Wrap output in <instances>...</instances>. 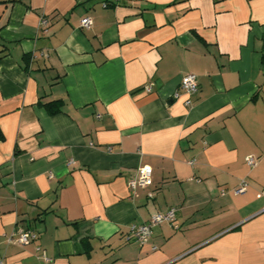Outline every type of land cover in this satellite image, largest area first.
<instances>
[{
	"label": "crops",
	"instance_id": "1",
	"mask_svg": "<svg viewBox=\"0 0 264 264\" xmlns=\"http://www.w3.org/2000/svg\"><path fill=\"white\" fill-rule=\"evenodd\" d=\"M263 48L264 0H0V264H264Z\"/></svg>",
	"mask_w": 264,
	"mask_h": 264
},
{
	"label": "built area",
	"instance_id": "2",
	"mask_svg": "<svg viewBox=\"0 0 264 264\" xmlns=\"http://www.w3.org/2000/svg\"><path fill=\"white\" fill-rule=\"evenodd\" d=\"M120 1V0H118ZM42 24H46V21H42ZM92 25V20L90 18H84L81 21V26L83 28H90ZM181 90L188 97L195 94L198 90L197 76L194 74H188L182 78ZM146 92L150 93L153 91L151 85L145 87ZM178 96V95H176ZM188 104L190 101L188 100ZM246 163L254 167L257 164V159L249 156L246 158ZM153 171L150 166H145L139 169L138 174L135 179L130 180L129 187L133 190L141 188L147 190L153 185ZM248 184L246 181H242L241 185L235 190L236 194H244L247 191ZM152 194H149L151 197ZM176 219V209L172 208L164 213H157L151 217L149 222L139 225L132 226L130 231V239L139 245H144L149 242L152 236V230L154 227L164 224V223H174ZM37 235L32 231H21L19 236L12 241L18 245L25 246L36 240Z\"/></svg>",
	"mask_w": 264,
	"mask_h": 264
},
{
	"label": "trees",
	"instance_id": "3",
	"mask_svg": "<svg viewBox=\"0 0 264 264\" xmlns=\"http://www.w3.org/2000/svg\"><path fill=\"white\" fill-rule=\"evenodd\" d=\"M262 60L264 62V48H263ZM62 105L63 104L61 101H53L51 103L44 104L43 106L50 115H56L61 112ZM4 139H5L4 134L0 128V143L3 142Z\"/></svg>",
	"mask_w": 264,
	"mask_h": 264
}]
</instances>
